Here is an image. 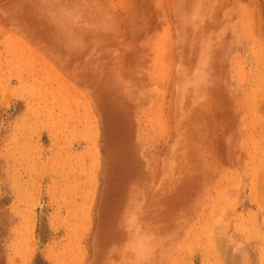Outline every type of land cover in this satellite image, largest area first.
I'll return each instance as SVG.
<instances>
[{"label": "rangeland", "instance_id": "rangeland-1", "mask_svg": "<svg viewBox=\"0 0 264 264\" xmlns=\"http://www.w3.org/2000/svg\"><path fill=\"white\" fill-rule=\"evenodd\" d=\"M0 264H264V0H0Z\"/></svg>", "mask_w": 264, "mask_h": 264}]
</instances>
